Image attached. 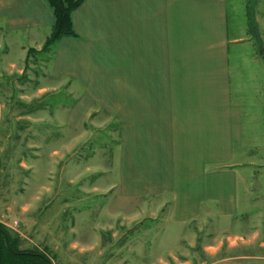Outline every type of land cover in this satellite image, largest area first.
<instances>
[{
    "label": "crops",
    "instance_id": "0c3cea01",
    "mask_svg": "<svg viewBox=\"0 0 264 264\" xmlns=\"http://www.w3.org/2000/svg\"><path fill=\"white\" fill-rule=\"evenodd\" d=\"M227 6L83 0L71 14L76 36L61 38L51 52L49 69L68 80L81 127L85 113L118 117V204L138 201L139 223L145 220L135 231L134 264L264 260L257 226L264 217L239 215L236 192L241 182L244 204L255 199L248 187L257 169L246 173L239 162L243 138L253 132H243L242 113L251 110V96L262 102L264 83L255 87V73L240 65L232 73L230 46L238 55L255 42L244 30L230 34ZM53 22L45 0H0V46L24 51L12 63L16 72L28 49H41ZM248 116L252 125L255 116ZM66 125L75 126L71 119L53 127L62 133Z\"/></svg>",
    "mask_w": 264,
    "mask_h": 264
},
{
    "label": "rangeland",
    "instance_id": "374dc122",
    "mask_svg": "<svg viewBox=\"0 0 264 264\" xmlns=\"http://www.w3.org/2000/svg\"><path fill=\"white\" fill-rule=\"evenodd\" d=\"M227 4L230 34L244 30L255 42L240 46L238 55L230 46L232 73L240 65L243 73H255V87L262 86L264 0ZM248 12L262 46L250 31ZM55 44L46 52L34 49L24 64L18 63L24 65L21 72L12 63L21 61L24 51L0 46V223L17 237L19 249L45 251L52 264H134L135 231L145 220L139 223L138 201L118 204V117L102 110L85 113L82 127L77 123L80 111L68 80L49 69ZM252 56L257 60L252 62ZM257 99L251 96V110L242 113L243 132H253L244 136L239 159L248 166L246 173L257 169L248 187L255 199L244 204L241 182L236 192L239 215L264 217V99ZM247 114L255 116L252 125ZM71 119L74 127L56 132L53 124ZM257 226L264 230V222Z\"/></svg>",
    "mask_w": 264,
    "mask_h": 264
},
{
    "label": "trees",
    "instance_id": "16d2710c",
    "mask_svg": "<svg viewBox=\"0 0 264 264\" xmlns=\"http://www.w3.org/2000/svg\"><path fill=\"white\" fill-rule=\"evenodd\" d=\"M52 9L54 22L52 29L45 42L42 45V51H49L51 46L61 38L75 37L76 34L72 28L71 14L80 6L83 0H45ZM249 4V3H248ZM247 4V7L249 6ZM249 9V8H248ZM249 28L261 44L258 37L256 21L252 12H248ZM34 52V49H28L27 57ZM264 60V53L261 54ZM4 236H6L7 243ZM0 264H52L51 258L45 251L37 249H19L18 239L4 225L0 223Z\"/></svg>",
    "mask_w": 264,
    "mask_h": 264
},
{
    "label": "water",
    "instance_id": "95a60500",
    "mask_svg": "<svg viewBox=\"0 0 264 264\" xmlns=\"http://www.w3.org/2000/svg\"><path fill=\"white\" fill-rule=\"evenodd\" d=\"M5 242L7 243L6 236H4Z\"/></svg>",
    "mask_w": 264,
    "mask_h": 264
},
{
    "label": "built area",
    "instance_id": "2783aa9c",
    "mask_svg": "<svg viewBox=\"0 0 264 264\" xmlns=\"http://www.w3.org/2000/svg\"><path fill=\"white\" fill-rule=\"evenodd\" d=\"M14 224H16V222H14Z\"/></svg>",
    "mask_w": 264,
    "mask_h": 264
}]
</instances>
